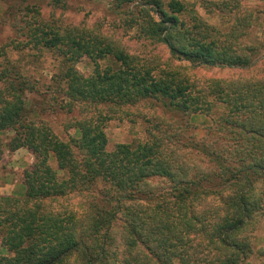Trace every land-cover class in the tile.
<instances>
[{"label": "trees", "instance_id": "16d2710c", "mask_svg": "<svg viewBox=\"0 0 264 264\" xmlns=\"http://www.w3.org/2000/svg\"><path fill=\"white\" fill-rule=\"evenodd\" d=\"M45 1L67 8L68 0ZM107 2L115 28L165 46L177 61L245 69L264 49L248 41L255 17L243 0L207 2L218 25L180 0ZM1 18L14 39L0 44V162L5 152L25 149L34 163L22 190L0 195V242L11 254L0 264H250L251 234L264 215L263 80L177 79L101 27L62 26L34 5H9ZM9 46L56 55L54 91L66 100L58 110L82 115L70 124L68 141L27 107L35 87L9 61ZM83 59L87 75L77 68ZM143 101L187 122L210 118L207 135L214 138L185 145L179 134L152 131L145 143L108 152L104 128L112 111ZM188 147L199 160L184 154ZM157 179L167 189L153 186ZM88 193L100 198L84 215L52 206ZM257 254L264 258V246Z\"/></svg>", "mask_w": 264, "mask_h": 264}, {"label": "rangeland", "instance_id": "374dc122", "mask_svg": "<svg viewBox=\"0 0 264 264\" xmlns=\"http://www.w3.org/2000/svg\"><path fill=\"white\" fill-rule=\"evenodd\" d=\"M180 1L191 6L195 13L208 24L218 25L220 23L218 14L206 7L207 2L217 0ZM9 5H34L39 8L44 18L53 17L62 26L101 27L105 34L113 37L114 40H118L131 55L151 63L157 72L171 73L177 79L180 77L190 82H203L210 79L264 81V49H261L254 57L252 65L245 69L194 66L189 62L177 61L170 57L165 46L137 40L130 33L125 34L122 29L115 28L114 17L108 12L107 0H68L65 10L53 9L45 0H0L1 45H8L14 39L12 28L8 23L2 22L1 18L4 9L8 8ZM243 5L253 11L255 17L254 24L249 30L248 41L256 45L264 44V0H243ZM7 57L11 64L16 66L35 87V92L26 95L27 107L34 109L35 114L48 123L57 137L63 141H68L73 135V131L69 128L70 124L73 123L74 118L77 119L82 115L79 114L78 110L73 114H69L66 110H58V106L65 103L66 100L62 93H55L54 91L56 86L54 75L58 70L56 55L46 50L24 49L16 51L9 46ZM77 68L81 73L87 75L90 71L89 61L83 59ZM112 112L113 118L106 123L104 128L108 152H111L117 144L145 143L152 131L161 137L167 132L179 134L182 142L180 143L185 145L194 140L199 142L198 144H203L205 139L214 138L207 135L208 126H214L210 118H197L192 122H187V118L171 117L154 101H143L133 106L119 107ZM11 135V133H7L1 136L3 142H6ZM189 148L183 149L184 154H187L189 158L199 160L195 157L197 150L194 151ZM33 163V155L25 149L13 153L5 152L0 162V195H10L22 190L23 173L29 170ZM51 166L56 169L55 162L51 163ZM158 181V179L151 180L153 186L167 189L165 183ZM96 187L102 189L103 186L97 184ZM94 196L100 198L98 193L94 195L93 193L72 194L64 199H59L52 206L55 209L71 211L77 216H81L90 210ZM251 235L253 253L248 262L250 264H264V258L257 254V250L264 246V215L259 217ZM10 255L0 242V256L9 257Z\"/></svg>", "mask_w": 264, "mask_h": 264}, {"label": "crops", "instance_id": "0c3cea01", "mask_svg": "<svg viewBox=\"0 0 264 264\" xmlns=\"http://www.w3.org/2000/svg\"><path fill=\"white\" fill-rule=\"evenodd\" d=\"M9 187V186H8Z\"/></svg>", "mask_w": 264, "mask_h": 264}]
</instances>
